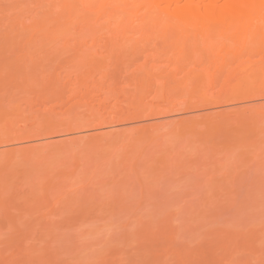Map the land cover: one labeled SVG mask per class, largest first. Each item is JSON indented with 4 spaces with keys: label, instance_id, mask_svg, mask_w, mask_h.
<instances>
[{
    "label": "rangeland",
    "instance_id": "obj_1",
    "mask_svg": "<svg viewBox=\"0 0 264 264\" xmlns=\"http://www.w3.org/2000/svg\"><path fill=\"white\" fill-rule=\"evenodd\" d=\"M62 1L0 0V264H264V52L230 47L228 25L125 16L96 36L80 4L94 36L76 17L33 30Z\"/></svg>",
    "mask_w": 264,
    "mask_h": 264
},
{
    "label": "bare ground",
    "instance_id": "obj_2",
    "mask_svg": "<svg viewBox=\"0 0 264 264\" xmlns=\"http://www.w3.org/2000/svg\"><path fill=\"white\" fill-rule=\"evenodd\" d=\"M53 1H56V0H53ZM60 1H62V0H60ZM64 2H65V0H63L62 2H58L59 4L56 3L55 6H57V5L60 6L58 8L57 12H59L61 6H62V8L64 7L63 9L65 11H63V9L61 8L62 9L61 11H63V14L64 15L60 11V14H58V16L62 14L61 19L65 20L67 22V24H66L65 21L63 23H61L59 21V22H57V25H54L55 23L51 25L49 23V21L47 23V18L49 19V16L48 15H51L50 17H52L53 16V13H56V11H54V12L49 11L50 10L49 9L50 5L48 3L46 5H49V6L48 7H45L46 9L44 11H47L49 9L48 10L49 13L47 14V12H46V13H44L43 17L41 16L40 19H41V22L42 23L40 22V24H39L40 19H38L37 20L38 25H36L34 23H33V25L31 24L33 26V30H34V28L36 26L35 31H37V29L39 31V28L40 29H44L42 31H45V29H48L46 31H50V32H52L51 29H53V33H54V29H57L58 31L70 30V32L73 29V31H75L76 26H74V24H77V27H78L79 23L81 24V20L83 19V18H80L79 16H78L79 18H77V15H76L78 13L77 10L78 11L79 10L81 11L80 8L77 9V10H75L76 9V6L78 5L77 6V8H78L79 7V4H80L81 6L84 7V9H83V7H81L83 10H87V9L88 10H93L92 12L94 14H95V12L97 14H100L99 15V18L97 17V20L96 21H98V20L101 21V16L103 18V23L104 24H105V22H107L106 20H104V17L105 16L107 17L108 20L110 18H113L112 21H114V19L117 21V23L111 22L112 25L109 23V26H107L106 24L105 25L102 24L101 23L102 21H101L100 22V25L101 26H98L97 25V27H99L98 28V31L96 30L97 28H95V30L97 31L96 32V36H98L97 33H99V35H101L100 34V30H102V29L105 30L108 27H109L108 30L109 29L117 30L118 34H117L116 31H113L115 37L119 35L118 29L120 27H122V30L121 31H128L130 29H134L135 25H125L126 22L120 24L121 23L120 21H123L124 18H125V16H127L126 18L128 20L131 19L130 21H132L133 20L132 17H134L135 22L138 23V26H136L137 27L136 29L137 30H140V27H141L143 31L146 30L145 28H147V29L149 28L150 29V27H153V28L155 26L157 27L159 25L158 22H160V26L161 27H162L161 24L165 25V23L166 24L168 23L167 25L171 24L170 27L168 26L169 28L172 27V28L177 29V30L178 29H180V30L181 29H188V28H211V27H215V26L217 27L218 25H220L223 28L224 26L228 25V27H227L228 30H229V28L230 29L233 28V30L234 29L236 30V32L232 30L234 33L230 34V36L233 35L231 38H230V36H229L228 39L225 38L226 41H227V43L228 42L230 43L229 44L230 47L233 46V45H235V46L236 45H242V46L247 45V46H250V48H252L254 50H258V51L264 52V32H262L261 30H259V29H261L260 27L262 26L261 23L264 22V0H66V4H64ZM61 3H63V4H61ZM44 5H45V2H44ZM51 5H52V3H51ZM52 7H53V5H52ZM54 9H52V10H54ZM74 13H75L76 16H74ZM83 13H85V12H83ZM90 13H91V11H90ZM90 13L88 12V17L90 16ZM93 13H91V14L93 15ZM97 14H95V15H97ZM86 15L87 14H85L83 16L81 15V17H84L85 16V19H83L84 24L82 23L83 24V26H81L82 28L80 26L79 27H80V29L82 31L83 30H86V31L87 30H93L92 27L95 25L94 23H93L94 24L93 26L92 25H89V23H88V25L85 24L86 23V18H88ZM92 15L90 16V18H92ZM130 15H131V17H130ZM54 16H55V14H54ZM128 16H129V18H128ZM45 17H47V18L45 19ZM75 17H76L75 20L77 21V19H78L79 21H77V22H79V23L74 22L75 21L74 20ZM42 18H43L44 22L46 20V23L43 22ZM68 18L69 19L70 18H73L71 20L73 24L70 23V20L68 21ZM90 18H89V20H91ZM19 19L21 20V18H19ZM136 19H137V21H136ZM58 20L59 19H57V21ZM89 20H87V21L89 22ZM135 22H133V23H135ZM90 23H92V22H90ZM128 23L130 24V22H128ZM154 23L156 24L155 26H153ZM22 25H23V23H22ZM25 26L23 25V27H25ZM131 26H133V27L131 28ZM21 27H18L17 30H23V27H22V29H21ZM27 27H28V25H27ZM29 27L31 28V26H29ZM163 27L168 28L167 26H163ZM14 28H15V26H14ZM124 28H125V30H123ZM127 28H130V29H127ZM28 29H26V30H28ZM80 29H79L78 32H80ZM31 30H32V28H31ZM180 30H178V31H180ZM241 30H242V34H241ZM109 32H107L108 33V37H111L112 38V35H110ZM75 33H76V31H75ZM80 33H78V34H80ZM110 33H112V31ZM54 34H56V33H54ZM152 34H150L151 37L149 36V34H147L148 35V38H149V41H148L149 43H150V40L152 42H154L155 40H157L158 39V36H160L161 33L160 34L158 33V36L156 37L157 39H155L156 34L155 35H154V33H152ZM94 35H95V32L93 30L92 36H94ZM142 35H140V36H142ZM147 35L145 34V36H144L146 38V40H148ZM163 35L165 37H167V38H165ZM169 35H172V36L169 37ZM56 36H57V34H56ZM115 37L113 36V38H115ZM189 37H187V35L184 36V34H182V33L180 35V33H178V34L177 33H175V34L172 33L171 34V33H168V32H164V33L162 32L161 40H163V38H164L165 44L168 43L167 46L169 48H173L174 46H176V47L182 46V43H183V45H184V43L185 44L186 43H190L191 41L196 40V38H197V37H195V39L194 38L191 39ZM144 40L145 39H142V41H144ZM166 41H167V43H166ZM30 42L31 41H29V45H30ZM49 43H50V41H49ZM169 43H170V45H169ZM153 44H155L156 46L160 47V50L159 49L157 50V47L155 49V46ZM153 44H150L148 47L151 48L152 46H154V50L152 51V48L150 50L152 52L155 51V53H156V55L154 53L153 57L156 56V58H159V56L157 57V55L158 54L159 55L161 54L163 48H165L166 45H164V44L161 43L162 46H160V44L158 42H154ZM173 44H174V46H173ZM177 45H179V46H177ZM137 46L139 48V45H137ZM137 46H134L131 49V52L132 53L126 54V55H128V56L138 55L139 52H140V50L138 51L135 48ZM148 47H147L146 50L145 49L143 50V48H139V49H141V52L142 53L148 54L149 52L151 53V51L148 50ZM115 50L116 49L113 50L114 55H115V57H117V59L119 61L121 59V56H120V54L116 53ZM157 51H158V53H157ZM91 52H89V53L87 52V54H89L91 56ZM111 52L112 51H110L109 53H111ZM109 53H108V55L107 54H105V55H107V56L110 57V54ZM102 54H103V52H102ZM98 55H99V52H98ZM105 55L103 54V56H105ZM111 55H112V61H113L115 59V57L113 56L112 53H111ZM150 55H152V53ZM150 55H148V56L146 55V57L149 58ZM162 55H163V53H162ZM101 56L102 55H100V57ZM103 56H102V58H103ZM107 56H105V58ZM118 56H119L120 59L118 58ZM95 58L99 59L96 56H95ZM117 59H115V60H117ZM179 59L176 61L177 64L180 63V65H178V67L179 66L182 67V66H184V63L189 62V59L187 57H185L186 60L184 59V63L182 62L183 64H181V62H180V61H182V59H180V60ZM115 60H114V62H115ZM81 61H82V59H81ZM108 61L109 60H107V64H108ZM103 62H104V60H103ZM212 62L214 63V61H212ZM173 64H174V67L175 66L177 67V64H175L174 61H173ZM85 65H86V63L84 64V66ZM80 66H82V65H80ZM87 66H88V68H92V69L94 67L93 66V63H92V65L91 64L90 65H86V67H84V68H87ZM104 67H106V66H104ZM176 67L174 69H176ZM94 68H96V67H94ZM97 68H99V67L97 66ZM172 68H173V66H172ZM172 68H171V70H172ZM174 69L172 71L170 70L172 72V74H174V72L177 71V70L174 71ZM86 71H87V69H86ZM100 71L101 72H99V74H100L99 76H101L100 77L101 79L102 78H105V81L107 79H110V74L109 75L107 74L108 75V78H107V75H105L104 73L101 74L103 72V69L102 70L100 69ZM164 71H166V70H164ZM164 71H159V72L162 74ZM170 71H169V75H170ZM94 72H95V70H94ZM151 72L148 71L147 74H146V77L147 76H150V77H153L154 78V74H152V76H151V74L149 75V73H151ZM79 73H81V72H79ZM152 73H154V72H152ZM164 74H165V72H164ZM81 75H84L83 74V71H82V74ZM88 75L90 77V74L89 73H88ZM143 75H145V74H143ZM77 76H78V72H77ZM91 76H92V74H91ZM116 76H117V74H116ZM155 76H157V75L155 74ZM136 77H137V75H136ZM112 79H111V82H113ZM229 80H230V77L225 78L224 84H225L226 87L228 85H230V82H233V81H231V80L229 81ZM103 81H104V79H103ZM109 81H106V82L111 83ZM85 82H87V80ZM85 82H84V84H85ZM143 86L145 88V85H142L141 92H139L140 94H143V93L145 94V92L143 90L144 89Z\"/></svg>",
    "mask_w": 264,
    "mask_h": 264
}]
</instances>
